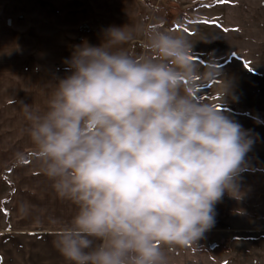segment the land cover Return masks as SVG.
Returning a JSON list of instances; mask_svg holds the SVG:
<instances>
[{"label": "clouds", "instance_id": "9594fccd", "mask_svg": "<svg viewBox=\"0 0 264 264\" xmlns=\"http://www.w3.org/2000/svg\"><path fill=\"white\" fill-rule=\"evenodd\" d=\"M134 39L113 25L84 40L44 108L22 103L32 158L76 208L53 241L67 264H168L165 248L200 239L239 193L251 141L196 99L193 44L150 26L136 55L124 47Z\"/></svg>", "mask_w": 264, "mask_h": 264}, {"label": "crops", "instance_id": "0c3cea01", "mask_svg": "<svg viewBox=\"0 0 264 264\" xmlns=\"http://www.w3.org/2000/svg\"><path fill=\"white\" fill-rule=\"evenodd\" d=\"M142 16V0H0L1 264H67L53 241L76 212L32 158L22 103L43 109L56 79L67 74L64 61L74 46L84 40L98 45L109 26L135 30V39L124 46L131 51L141 35ZM231 58H202L204 69L198 66L196 99L217 105L251 141L237 178V198L225 193L208 231L221 262L264 264V241L257 235L264 227L255 225L264 223L256 220L264 218V111L250 110L245 98L253 84L258 87L252 93L263 96L257 101H264V85L259 90L264 70L252 73L244 61ZM18 153L25 155L23 163Z\"/></svg>", "mask_w": 264, "mask_h": 264}, {"label": "rangeland", "instance_id": "374dc122", "mask_svg": "<svg viewBox=\"0 0 264 264\" xmlns=\"http://www.w3.org/2000/svg\"><path fill=\"white\" fill-rule=\"evenodd\" d=\"M142 3L141 35L130 52L146 54V29L160 27L174 35H183L193 44L195 56L192 58L197 67L203 66L202 58L226 60L232 56L231 60L244 61L252 68V73L264 70V0H142ZM236 60L234 62H241ZM236 65L231 64V68ZM261 83L259 90L264 85L263 81ZM255 86H248L245 98L250 110L264 111V101H257L263 96L252 93L251 88ZM256 220L263 222L264 218ZM255 225L264 227V223ZM257 235L264 241V231ZM212 243L210 233L206 231L189 246L166 247L168 264H225L215 258Z\"/></svg>", "mask_w": 264, "mask_h": 264}, {"label": "trees", "instance_id": "16d2710c", "mask_svg": "<svg viewBox=\"0 0 264 264\" xmlns=\"http://www.w3.org/2000/svg\"><path fill=\"white\" fill-rule=\"evenodd\" d=\"M203 60V59H202ZM207 62V61H206ZM225 62H207V64H213L215 66H222Z\"/></svg>", "mask_w": 264, "mask_h": 264}, {"label": "water", "instance_id": "95a60500", "mask_svg": "<svg viewBox=\"0 0 264 264\" xmlns=\"http://www.w3.org/2000/svg\"><path fill=\"white\" fill-rule=\"evenodd\" d=\"M0 264H1V256H0Z\"/></svg>", "mask_w": 264, "mask_h": 264}]
</instances>
